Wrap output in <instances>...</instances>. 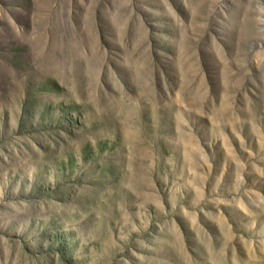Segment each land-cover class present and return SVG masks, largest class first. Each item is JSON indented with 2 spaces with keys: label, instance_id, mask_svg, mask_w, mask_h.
Instances as JSON below:
<instances>
[{
  "label": "rangeland",
  "instance_id": "obj_1",
  "mask_svg": "<svg viewBox=\"0 0 264 264\" xmlns=\"http://www.w3.org/2000/svg\"><path fill=\"white\" fill-rule=\"evenodd\" d=\"M0 264H264V0H0Z\"/></svg>",
  "mask_w": 264,
  "mask_h": 264
}]
</instances>
